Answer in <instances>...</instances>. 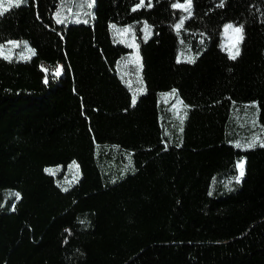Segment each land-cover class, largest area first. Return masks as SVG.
I'll use <instances>...</instances> for the list:
<instances>
[{"label": "trees", "instance_id": "1", "mask_svg": "<svg viewBox=\"0 0 264 264\" xmlns=\"http://www.w3.org/2000/svg\"><path fill=\"white\" fill-rule=\"evenodd\" d=\"M186 1L190 14L174 7ZM61 3L0 15V47L33 49L0 55V264H264V0H94L88 21L58 23ZM117 26L141 63L135 103ZM252 109L261 142L248 147Z\"/></svg>", "mask_w": 264, "mask_h": 264}, {"label": "rangeland", "instance_id": "2", "mask_svg": "<svg viewBox=\"0 0 264 264\" xmlns=\"http://www.w3.org/2000/svg\"><path fill=\"white\" fill-rule=\"evenodd\" d=\"M89 3L93 7L94 0H62L60 8L57 12L59 13V19L62 22L88 21L91 18V7L88 6ZM4 4L5 6H7L8 0H4ZM179 5H183L184 7H178V8H183L188 11V14H190L189 1H186V3H181ZM57 13L54 15L56 21L58 18ZM226 25H232L233 27L226 29ZM235 29H240V28L231 22L225 23L222 26V46L229 53V55L230 53L235 54L236 50L238 49L239 42L241 41V32H237L235 31ZM124 30H128V31H124ZM143 30H144V34L146 35L144 36V38L147 39L149 37L147 36L149 30L147 29L146 25H144ZM113 32L115 34L116 39L119 40L121 43L125 44L129 48L128 51L129 53L121 60L118 66V72L131 91L132 102H133L134 97L136 101L137 96L144 93L145 91L141 78V72H140L141 63L137 53L136 42L131 29L128 27L117 26L114 27ZM204 46L205 44L201 43L199 46H197L196 50L190 48L189 51L180 53L178 55V60L188 61V58H192L194 60L196 55L203 49ZM0 51H3V56H7L9 58L15 57L18 59H26L27 57L31 56L33 53V49L24 40L8 41L7 43L1 45ZM161 98L165 102V104H169V110L171 111L170 115L173 120L175 119L174 124L177 121L178 123L181 121L180 125L176 126L178 130L181 129L182 120L184 118L182 117L184 113L183 111L184 105L182 101L172 92H167L163 94ZM243 114H244L243 120L241 123L243 124V122L246 121L247 126L251 128V130H249L251 132V135H249V137L246 139L245 142L246 143H253L257 141L261 142V135L258 134L255 129L256 115L254 110L253 109L247 110ZM235 144L239 146L238 140L235 141ZM241 147H246V146H241ZM125 158L126 161L129 162L128 154L125 155ZM240 161H244V160H240ZM244 166H245V161H244ZM69 168L71 169L70 171L72 172V174L76 176L77 174L76 166L74 164H71ZM56 169L57 167L51 168L53 172ZM238 174H239V169H238Z\"/></svg>", "mask_w": 264, "mask_h": 264}, {"label": "snow or ice", "instance_id": "3", "mask_svg": "<svg viewBox=\"0 0 264 264\" xmlns=\"http://www.w3.org/2000/svg\"><path fill=\"white\" fill-rule=\"evenodd\" d=\"M21 2H22V0H8V4H7V6H5V4H4V0H0V15H2L4 12H6V11L8 10L9 7H12L13 5L18 6ZM88 6L91 7V4L89 3ZM140 6H143V0H141V4L138 5L137 7H140ZM221 6H222V5H221ZM174 7H184V6H183V5H179V4H177V5H174ZM133 10L135 11L136 9H133ZM57 17H58V18H57V22H58V23H61L62 21L59 19V13H57ZM182 23H183V21H181V25H182ZM181 25H177V26H176L177 29H179V28L181 27ZM232 27H233L232 25H226V29H229V28H232ZM124 31H128V30H124ZM235 31L240 32L241 29H235ZM241 38H242V37H241ZM0 55H3V51H0ZM237 55H239V50H238V49L236 50L235 54H231V53H230V58H231V59H236V56H237ZM5 58L7 59V58H9V57L5 56ZM188 62H189V63L193 62V59H192V58H188ZM60 73H61V69H60V67L58 66V67H57V70H56V72H55L54 75H55V76H59ZM45 82H47V80H46ZM133 103H135V97L133 98ZM253 146H255V142H253V143H251V144L248 145V147H253ZM237 167H238V169H239V176L236 177V179H237V182H239V180H240V179L243 177V175H244V161H240V162L237 164ZM45 171H46V172H49L50 174H54L53 170H51V169H45ZM65 190H66V189H65ZM15 195H16V199H19V198H20L19 193H16Z\"/></svg>", "mask_w": 264, "mask_h": 264}]
</instances>
